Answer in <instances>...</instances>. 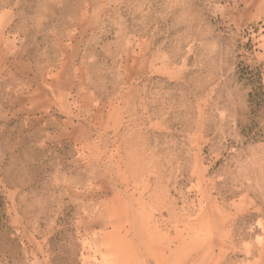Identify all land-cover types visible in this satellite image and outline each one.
Here are the masks:
<instances>
[{"label": "rangeland", "instance_id": "obj_1", "mask_svg": "<svg viewBox=\"0 0 264 264\" xmlns=\"http://www.w3.org/2000/svg\"><path fill=\"white\" fill-rule=\"evenodd\" d=\"M0 264H264V0H0Z\"/></svg>", "mask_w": 264, "mask_h": 264}, {"label": "trees", "instance_id": "obj_2", "mask_svg": "<svg viewBox=\"0 0 264 264\" xmlns=\"http://www.w3.org/2000/svg\"><path fill=\"white\" fill-rule=\"evenodd\" d=\"M246 73L243 72V76L245 75ZM248 78V77H247ZM263 77L261 76L260 73H256V74H251V76L249 77L248 80H250V82H260V80L262 79Z\"/></svg>", "mask_w": 264, "mask_h": 264}]
</instances>
